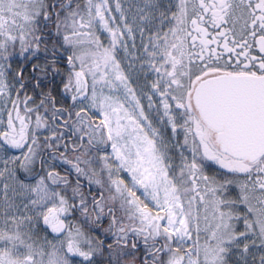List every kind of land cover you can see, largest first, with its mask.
<instances>
[{"label":"snow or ice","instance_id":"6c2138e0","mask_svg":"<svg viewBox=\"0 0 264 264\" xmlns=\"http://www.w3.org/2000/svg\"><path fill=\"white\" fill-rule=\"evenodd\" d=\"M0 264H264V0H0Z\"/></svg>","mask_w":264,"mask_h":264}]
</instances>
